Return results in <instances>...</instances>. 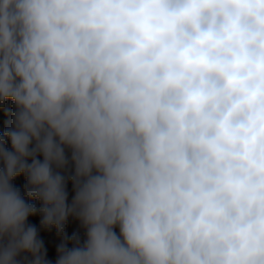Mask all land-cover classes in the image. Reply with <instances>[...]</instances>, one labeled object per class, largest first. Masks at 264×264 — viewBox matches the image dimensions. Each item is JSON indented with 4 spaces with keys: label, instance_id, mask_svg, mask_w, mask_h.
<instances>
[{
    "label": "clouds",
    "instance_id": "clouds-1",
    "mask_svg": "<svg viewBox=\"0 0 264 264\" xmlns=\"http://www.w3.org/2000/svg\"><path fill=\"white\" fill-rule=\"evenodd\" d=\"M7 101L0 264H264V0H0Z\"/></svg>",
    "mask_w": 264,
    "mask_h": 264
},
{
    "label": "rangeland",
    "instance_id": "rangeland-1",
    "mask_svg": "<svg viewBox=\"0 0 264 264\" xmlns=\"http://www.w3.org/2000/svg\"><path fill=\"white\" fill-rule=\"evenodd\" d=\"M14 110L12 102L7 101L3 105H0V135L3 134L4 130L9 126L11 120V112ZM10 148V142L7 145ZM14 185L20 189L21 194L23 195L24 185L26 183L23 175L15 178L13 181ZM69 191V201L71 200V184L68 185ZM29 203H35L37 209H39L40 204L38 201L29 200ZM28 223L34 225L38 231V238L43 241L44 247L47 250V259L55 264L56 259V249L60 243L63 242V238L58 236L56 230L53 228L51 230H46L41 228L40 225V216L39 214L30 216ZM118 231V229H117ZM73 234H79L81 239H83V230L80 228V225L77 221L73 220L71 217L68 219L65 225V236L69 238L68 247H72L70 238Z\"/></svg>",
    "mask_w": 264,
    "mask_h": 264
}]
</instances>
